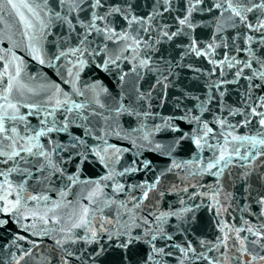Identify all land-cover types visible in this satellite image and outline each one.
<instances>
[{"label":"snow or ice","instance_id":"obj_1","mask_svg":"<svg viewBox=\"0 0 264 264\" xmlns=\"http://www.w3.org/2000/svg\"><path fill=\"white\" fill-rule=\"evenodd\" d=\"M143 8L147 11L142 12ZM174 12L179 15H172ZM5 13L18 18L21 27L17 30L31 58L54 70L72 89L65 91L47 73L39 80L36 76L26 77L24 59L12 48L0 49V229L7 230L9 222L14 221L28 234L17 232L13 236L11 246L21 251L19 256L9 252L6 264L13 261L52 264L53 259L56 264H105L113 252H118L119 264H131L130 253L140 246L147 249L143 264H172V260L176 264L264 261V255H252L248 248V243L264 240V223L255 230L248 220L243 221L249 225L247 228L230 225L223 219V213L232 207L229 201L234 198L227 192L224 201L220 199L225 183L230 187L239 183L240 195L249 203L237 207L242 213L264 220V0H0V26H3L0 43L4 40V29L10 30ZM205 28L210 33L202 40L197 32ZM8 39L12 37L9 35ZM190 57L203 58L211 67L204 70L191 62L185 63ZM122 61L129 62L131 68L122 70ZM87 69L96 71L98 78L86 88L78 87L81 74ZM185 69L194 74L195 80L204 76L208 85L205 99L182 91L183 97L197 101L194 107L199 114L193 115L192 109L184 107L180 115L161 117L160 124L143 133L146 127L143 119L159 115L151 111L152 92L160 88L156 99L162 107L168 89L177 85ZM145 71L153 82L142 90L139 82ZM133 73L135 80L126 90V77ZM110 75L120 82L121 91L115 96L103 83ZM85 91L91 94L86 97L87 102L72 98L84 96ZM230 91L237 95L231 103L225 100ZM102 95L111 97L114 104L102 102ZM176 99L175 107L181 108V97ZM214 101L215 110L210 108ZM205 113L210 114V119L203 118ZM125 114L135 116L139 123L130 126L123 139L142 133L149 150L167 156L190 140L195 156L181 164L173 162L167 171L188 168L189 181L208 175L214 178V183L206 186L199 181L189 182L182 190L172 185L168 191H183L192 203L179 197L182 205L179 209L156 207L155 211L150 208L147 215H137L149 193L156 191L164 173L151 183L129 185V190L143 189L139 198L131 197L125 184L117 179L151 169L150 160H140L141 153L133 152L131 162H125L117 170L122 156L131 149L109 144L106 137L120 136L115 128L120 127L119 118ZM29 117H34L37 124L32 125ZM92 117L97 120L92 121ZM101 121L110 123L105 128ZM176 121L194 124L193 134L185 132ZM97 124L100 126L96 127ZM72 128L82 131L77 134ZM241 128L245 131L240 132ZM162 129L178 135L172 137L170 144L157 142L153 146L152 132ZM61 134L64 140L59 138ZM131 145L132 149L144 147L138 146L135 139ZM205 150L209 153L206 159L202 156ZM95 164L105 169L104 175L97 180H81L85 168ZM67 165L73 166L71 173ZM56 175L65 181L63 189L58 190L59 201L50 200L44 192H28L29 181H33V187L39 184L45 191H52L50 178ZM77 184L91 186L84 197L87 205L67 199L68 192ZM108 187L114 194L124 192L129 196L132 207L128 208L124 201L118 203L115 196L105 195L104 188ZM205 187L207 191L199 190ZM189 188L194 191L189 192ZM158 195L163 196L164 191ZM198 196L203 199L197 201ZM41 204L45 205L43 211ZM113 205L126 209L123 224L119 215L111 219L103 215L104 209ZM201 207L210 208L219 217L216 226L222 235L216 242L195 234L194 213ZM172 218L178 224L169 231L166 225ZM49 222L63 226L49 228ZM52 232L60 234L53 237L55 254L35 251L43 237L51 236ZM242 232L256 239L248 241L247 236L240 235ZM18 241L31 247L23 248ZM77 244L84 246H67ZM221 249L235 250L239 255L229 257ZM244 256L250 258L244 261ZM0 264H5L2 257Z\"/></svg>","mask_w":264,"mask_h":264},{"label":"water","instance_id":"obj_2","mask_svg":"<svg viewBox=\"0 0 264 264\" xmlns=\"http://www.w3.org/2000/svg\"><path fill=\"white\" fill-rule=\"evenodd\" d=\"M141 11H147V8L141 9ZM27 15V13H26ZM172 15H179V12H174ZM6 23L9 25V29H4V40L3 43H0V49H3L5 47L12 48L13 51L16 52L17 56H20L24 59V74L25 76H36L37 80H39L42 76H44L45 73H47V76L51 78L52 80H55L57 83H60L61 87L68 92H71V85L65 84L63 81L57 76L54 72V70L47 68L45 66L40 65L37 61L33 60L31 56L24 50L23 47V38L20 35V32L17 30L18 27H21L18 25V18H13L7 15L5 13ZM168 23H171V20L167 21ZM119 26V22H118ZM0 28H3V26H0ZM210 33V29H202L198 30L197 35L200 36L202 40H206L208 35ZM11 36L12 39L9 40L8 36ZM51 39V37H49ZM179 39V38H177ZM176 41H174L175 43ZM13 45H16V47H13ZM50 47V46H46ZM111 47V45H110ZM163 47L167 48L170 47V45H164ZM125 55H130L129 53H125ZM219 58V57H217ZM193 63L194 66L200 67L204 70H207L211 67V65H208L203 58H200L199 60L194 58H188L185 60V63ZM135 63V61H133ZM131 64L127 61L121 62V68L124 71H127L131 68ZM63 71V69H61ZM193 73L187 69L182 71V74L179 78V81L177 82V85L175 87H170L167 91V98L163 102V106H160V102L158 99H156L157 94L160 92V88L157 87L155 91L152 92L153 100L151 111L153 113H158L159 115L155 118L153 117H145L143 119V123L146 125V127L143 129V133H148L152 130L154 124L158 125L160 124V118L161 117H168V116H178L181 114V109L184 107H187L188 109H192L193 115H198L199 110L196 109L194 106L197 103V101L192 100L191 98H186L182 96L183 92H188L191 94V96H199L201 99L206 98V94L208 92V85L205 84V77L200 76L199 80L193 79ZM98 78V73L94 70L87 69L84 73L81 74L78 87L84 86V88L87 87V84L91 83L93 79ZM212 79H215V76L211 77ZM135 80V74L133 73L129 77H126V82L124 83V89H129V86L131 82ZM153 82V77L149 75L145 71L144 78L139 82L140 87L142 90H147L148 85ZM103 83L108 87L109 91L112 93L113 96L116 95L117 92L121 91L120 89V82L115 77V75L107 76L103 79ZM91 94L88 91H85L84 96H73L72 98L75 99L77 102H87L86 97L90 98ZM177 97H181V108H176L175 105L177 103ZM127 99V97H125ZM101 101L106 104H114L111 97L107 96H101ZM237 99V95L235 92H229V94L225 97L226 102H234ZM92 107H96V105H92ZM210 108L215 110L216 105L215 101L212 105H210ZM98 111H104L103 109H97ZM22 112H26V109H21ZM204 119H210V114L205 113L203 116ZM92 121H96L97 117H92ZM238 119V117L236 118ZM29 121L32 125L37 124V120L34 117H29ZM180 127L185 131L188 132L189 135L193 134V130L195 129L194 124H188L187 122H179ZM105 128L107 127V124L110 122H103ZM139 123L137 118L135 116H129V115H122L119 118V128H115V124H113V128L117 132H120V136H117L115 134H110L106 138L108 140L109 144L116 145L120 148H129L131 149L128 152H125L124 155L121 158L120 164L117 165V170H119L125 162H131V160L134 158L133 152H140L141 155L139 156L140 160H150L151 161V169L150 170H144V171H138L136 173H132L130 175L124 176V177H118L117 179L120 180L121 183L125 184V191H130L131 197L139 198L143 194V189L133 187L129 190V185H136V184H144L145 182L151 183L154 181V179L160 175L161 172L164 174L160 176V184L157 186L156 191L150 192L148 199L143 201V205L141 209L137 210V215H147L150 208H152L153 211H155L156 207H159L161 210H167L170 208L179 209L182 207V205L179 204V197H184L187 201V196L183 191H177L172 190L168 191V189L175 185L176 189H183L185 185L189 182H197L207 185H211L214 183V178L211 176L205 175L202 177L193 178L191 181L187 179L188 175V168H172L171 171H167V169L171 168L173 162L177 164L184 163L186 161H189L195 156L196 150L194 146L192 145L190 140H185L181 143L180 146H178L175 150V152L172 153V156H167L162 154L159 151H151L149 150V145L146 141L142 139V133H137L135 136L130 137L128 139H123L122 137L127 133L129 130V127H135ZM100 125L97 124L96 127H99ZM72 131L79 134L82 129H76L72 128ZM245 129L241 128L240 132H244ZM94 134L96 133V128H93ZM174 135H178L175 133H172L168 131L167 129H162L158 132H152V135L150 136V139L152 140L153 146L155 143L159 142L161 144L167 145L172 142V137ZM61 140L65 139V136L63 134L59 137ZM135 139L137 145H144L143 148L137 147L135 149H132L131 140ZM91 142V141H90ZM97 143H102V141H97ZM66 155V154H65ZM209 153L207 150H205L202 153V156L206 159L208 157ZM54 160L58 159L56 157H53ZM67 171L71 173L73 171L72 165H67ZM195 168V165H193V170ZM235 171V170H234ZM105 169L100 166L99 164L87 166L85 170L81 174V180H97L100 176L104 175ZM51 181V187L52 191L48 192L41 188L39 184H35L33 187V181H29L28 185V192L32 194H36V192H44V194H47L50 197V200H60V195L58 190L63 189V184L65 181H62L58 175L52 176L50 178ZM104 183L103 181L101 182ZM109 184L111 182H108ZM90 185L88 184H77L71 188V190L68 192L67 199L70 201H73L74 203L79 201L81 205H87L88 201L84 199V197L88 194L90 190ZM241 188L242 186L237 183L234 187H230L228 183L224 184V192L221 193L220 199L221 201H224L225 193L230 192L232 194L233 200H230L229 202L232 203V207L228 208V211L223 213V219L228 222L230 225L234 227H244L247 228L249 225L244 224V220H248L251 224V226L254 228H257L260 226L261 223H264V220L260 219L259 217L255 215H249L247 213H242L240 211V208L237 207V205H244L246 203H249L248 201L244 200L241 197ZM164 191L163 196H159L158 193L160 191ZM201 192L207 191V188H201L199 189ZM194 191L192 188H189V192ZM104 194L105 195H111L115 196V199L119 203L120 201H124L127 203L128 208L132 207V202L129 198V196L125 195L124 192H121L119 194H114L111 192V188H104ZM27 195V193H26ZM203 199V197H196V200L199 201ZM157 200L159 203L157 204ZM189 204H191V201H187ZM207 203V201H205ZM51 205L49 204L48 207ZM95 206V205H94ZM40 209L43 211L45 209V205L41 204ZM126 211V209H117L115 205L109 208H105L103 211V215L111 219L113 216L119 215V222L120 224L124 223V220L127 219L126 216L123 215V213ZM195 217H196V223H195V234L199 236L200 238H203L205 240H211L213 242H216V239L218 236L222 235L219 233L218 228L216 226V221L219 219V217H216L213 213V211L208 207H201L199 209L195 210ZM99 213L97 214V219H99ZM191 215V213H190ZM243 217V219L241 218ZM139 222V221H137ZM24 223H28V221H24ZM178 224V221L175 218H172L168 221V224L166 227L169 231H173ZM63 225H52L51 222H49L48 227L49 228H55L60 227ZM117 227H119V224H117ZM19 232L21 235H28L27 233L23 232L20 229V226L15 223L14 221H10L8 225V229H0V257L3 258V260L6 262L9 260L8 253L13 252L16 256L20 255V249H16L11 246L10 242L13 238V236ZM60 235L57 232H52L51 236H45L43 237L42 242H40V247L36 249L35 251L40 252L42 255L44 252H48L49 254H55L54 252V241L53 237H57ZM241 236H247L248 241L256 239V237H253L250 233L242 232L240 234ZM178 240L180 239L179 236L176 237ZM29 239L32 240H38L35 236H29ZM189 239H192L190 236ZM39 242V241H38ZM20 245H22L23 248L31 247L30 245L26 244L24 241H18ZM228 243L231 245L232 241L229 240ZM247 243V242H246ZM261 245H264V240H260L258 244H251L248 243L249 251L252 255H256L257 257L260 255H264V249H261ZM68 247L72 248H80L84 245L77 244L75 246L67 245ZM222 251L227 252V256L234 257L236 255H239L238 252L235 250L228 251L225 249H221ZM35 254V253H34ZM147 254L146 246H140L137 249H134L130 253L131 257V264H143L144 258ZM216 253L214 252L213 255ZM250 257L244 256L242 257V260L246 261ZM120 257L118 252L111 253L106 259L105 264H119ZM13 264L15 262L13 261ZM21 264H25V261H21ZM27 264H32L31 261H28ZM52 264H56L55 259L52 260ZM172 264H176L175 260H172ZM232 264H240L239 261H232ZM254 264H264V261H255Z\"/></svg>","mask_w":264,"mask_h":264}]
</instances>
